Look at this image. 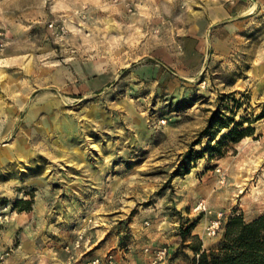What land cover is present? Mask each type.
Listing matches in <instances>:
<instances>
[{"label": "rangeland", "instance_id": "374dc122", "mask_svg": "<svg viewBox=\"0 0 264 264\" xmlns=\"http://www.w3.org/2000/svg\"><path fill=\"white\" fill-rule=\"evenodd\" d=\"M0 33V264H193L264 214V0H0Z\"/></svg>", "mask_w": 264, "mask_h": 264}, {"label": "trees", "instance_id": "16d2710c", "mask_svg": "<svg viewBox=\"0 0 264 264\" xmlns=\"http://www.w3.org/2000/svg\"><path fill=\"white\" fill-rule=\"evenodd\" d=\"M228 128V125H220ZM245 132L236 127L227 136L237 135L240 140ZM193 264H264V214L249 223L232 218L224 228L221 241L215 248L201 252L194 250Z\"/></svg>", "mask_w": 264, "mask_h": 264}, {"label": "built area", "instance_id": "2783aa9c", "mask_svg": "<svg viewBox=\"0 0 264 264\" xmlns=\"http://www.w3.org/2000/svg\"><path fill=\"white\" fill-rule=\"evenodd\" d=\"M48 29L53 32V34L63 37L66 34L65 27L62 24H56V23H49ZM2 33H0L1 36ZM0 46H2L0 44ZM224 178L222 177V180ZM196 210L204 211L205 207L203 202H199L196 206ZM223 214L218 213L215 215V217L210 220L207 225L204 228V233L206 237L210 238L215 236L218 231L220 230L223 218ZM90 244V241L86 238H84L82 235L77 236L76 240L73 244L70 246H66L63 250L65 254V262L64 264H76L78 261H80L81 264H118L115 257L112 254H106L102 257L94 256L92 258H85L83 257V254H77L76 251H78L80 248L84 249ZM148 249H145V252H147ZM154 263L156 261H161L166 255V250H158L156 252H151Z\"/></svg>", "mask_w": 264, "mask_h": 264}, {"label": "crops", "instance_id": "0c3cea01", "mask_svg": "<svg viewBox=\"0 0 264 264\" xmlns=\"http://www.w3.org/2000/svg\"><path fill=\"white\" fill-rule=\"evenodd\" d=\"M95 253H96V251H95V252H93V253H91V254H90V256L92 257L93 255H95Z\"/></svg>", "mask_w": 264, "mask_h": 264}, {"label": "bare ground", "instance_id": "6f19581e", "mask_svg": "<svg viewBox=\"0 0 264 264\" xmlns=\"http://www.w3.org/2000/svg\"><path fill=\"white\" fill-rule=\"evenodd\" d=\"M213 20H216V17L213 15Z\"/></svg>", "mask_w": 264, "mask_h": 264}]
</instances>
